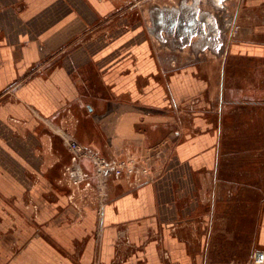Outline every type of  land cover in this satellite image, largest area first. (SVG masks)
I'll return each instance as SVG.
<instances>
[{
  "label": "crops",
  "instance_id": "obj_1",
  "mask_svg": "<svg viewBox=\"0 0 264 264\" xmlns=\"http://www.w3.org/2000/svg\"><path fill=\"white\" fill-rule=\"evenodd\" d=\"M233 2L186 43L121 0H0V264H264V0ZM66 137L162 154L99 205Z\"/></svg>",
  "mask_w": 264,
  "mask_h": 264
},
{
  "label": "built area",
  "instance_id": "obj_2",
  "mask_svg": "<svg viewBox=\"0 0 264 264\" xmlns=\"http://www.w3.org/2000/svg\"><path fill=\"white\" fill-rule=\"evenodd\" d=\"M236 26L233 31H236ZM65 143L70 153L69 162L63 167L62 174L70 189V197L82 194L87 189L93 190L99 205L107 197L108 183L112 179H124L131 183H141L151 177L152 157L158 158L162 152L155 150L152 155L105 158L86 149L76 140L66 137ZM86 158L91 161L94 172L86 171L81 160ZM255 263L264 262V251H256Z\"/></svg>",
  "mask_w": 264,
  "mask_h": 264
},
{
  "label": "water",
  "instance_id": "obj_3",
  "mask_svg": "<svg viewBox=\"0 0 264 264\" xmlns=\"http://www.w3.org/2000/svg\"><path fill=\"white\" fill-rule=\"evenodd\" d=\"M196 4H182L179 8H154L151 10V17L155 26L163 27L172 32L181 33L185 37V42H189L192 35L197 34L201 37L206 35L216 36L217 30L214 25H207L208 33L203 32V23L213 22L208 13H201L197 18ZM217 44L213 40L212 45Z\"/></svg>",
  "mask_w": 264,
  "mask_h": 264
},
{
  "label": "rangeland",
  "instance_id": "obj_4",
  "mask_svg": "<svg viewBox=\"0 0 264 264\" xmlns=\"http://www.w3.org/2000/svg\"><path fill=\"white\" fill-rule=\"evenodd\" d=\"M184 1L187 3H190V5L196 4L197 10L199 11H210L214 16H216L215 20H217V25H219L218 26L219 28H226L225 23L231 20L235 12V8H236V4L233 2L234 0H228V1H225L224 4H218V5H215L213 3V0H154L153 2L145 3L141 7L140 11L144 13L145 15H147L149 8L154 7V6L156 7L158 6L159 7H173L174 6L175 8H179ZM136 17H137L136 15L132 16L133 19H135ZM255 188H256V194H257V199H258V196L260 194L261 195L264 194V180L262 179L260 180L257 178Z\"/></svg>",
  "mask_w": 264,
  "mask_h": 264
},
{
  "label": "flooded vegetation",
  "instance_id": "obj_5",
  "mask_svg": "<svg viewBox=\"0 0 264 264\" xmlns=\"http://www.w3.org/2000/svg\"><path fill=\"white\" fill-rule=\"evenodd\" d=\"M121 1L123 3L122 8H121L122 10H127L129 14H131L132 16L136 15L137 16L136 18L140 19L141 18V13H142L140 11L141 7L145 3H150V2H153L154 0H121ZM154 8H157V7L154 6V7L149 8L150 16H151V10H153ZM206 24L209 25V26H210V24L215 25L214 22H210V23H206ZM228 25H229V22H226L225 27H227Z\"/></svg>",
  "mask_w": 264,
  "mask_h": 264
}]
</instances>
